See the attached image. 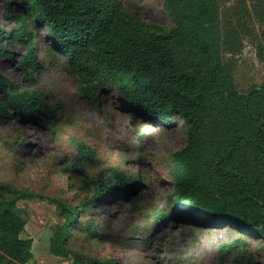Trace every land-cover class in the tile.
Instances as JSON below:
<instances>
[{
    "label": "trees",
    "instance_id": "trees-1",
    "mask_svg": "<svg viewBox=\"0 0 264 264\" xmlns=\"http://www.w3.org/2000/svg\"><path fill=\"white\" fill-rule=\"evenodd\" d=\"M162 5L172 19L169 27L142 21L119 0H16L15 10L6 15L14 26L0 29V55L12 58L8 47L23 45L27 53L19 66L25 78L36 81L42 61L35 38L42 29L50 49L63 54L72 71L85 76L88 64L96 65L87 73L98 84L96 93L117 91L131 117L156 127L180 123L186 145L172 154L171 206L158 219L235 226L264 242V82L241 94L223 68L216 0H162ZM52 113L43 93L21 91L0 75V115L55 124ZM76 151L71 166L85 173L84 164L94 163L96 153L81 141ZM109 175L112 186L105 181ZM83 184L93 191L86 206L132 200L140 188L138 175L126 178L113 167ZM32 196L0 182V264L32 259L33 241L21 237L27 215L17 205ZM39 198L65 217L53 232L51 254L72 256L78 264H116L70 248L71 227L80 221L81 210ZM88 226L92 230L93 222ZM247 255L238 250L232 264H251L244 260Z\"/></svg>",
    "mask_w": 264,
    "mask_h": 264
},
{
    "label": "rangeland",
    "instance_id": "rangeland-1",
    "mask_svg": "<svg viewBox=\"0 0 264 264\" xmlns=\"http://www.w3.org/2000/svg\"><path fill=\"white\" fill-rule=\"evenodd\" d=\"M146 23L171 26L162 0H119ZM220 21L221 63L241 94L264 82V0H216ZM16 0H0V29L9 31L14 22L6 15ZM42 65L37 80L25 78L19 62L26 48L8 47L12 58L0 55V75L21 91H40L53 108L55 124L22 121L0 115V182L12 189L34 194L18 201L27 223L22 238L32 239V259L27 264H78L72 256L49 251L54 230L65 222L60 210L39 196L61 200L81 210L71 227L69 245L90 258L112 259L116 264H232L238 250L248 252L245 261L264 264V242L235 226H211L173 221L167 213L173 178L172 154L186 145L181 124L156 127L131 117L117 91L96 93L88 80L96 68L88 64L85 76L71 70L66 57L46 43L45 31H36ZM96 153L85 163V173L71 166L77 142ZM113 167L126 178L138 175L140 188L132 200L85 205L93 195L83 179H96L98 172ZM109 186L113 177L106 178ZM94 228L89 229L88 223ZM242 241L245 245L235 244ZM239 259V258H238ZM240 262V260H239ZM249 264V263H248Z\"/></svg>",
    "mask_w": 264,
    "mask_h": 264
}]
</instances>
